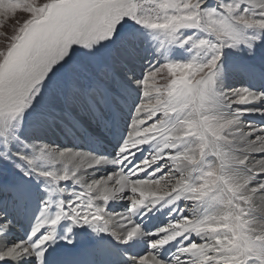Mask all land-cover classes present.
Instances as JSON below:
<instances>
[{
	"label": "snow or ice",
	"instance_id": "snow-or-ice-1",
	"mask_svg": "<svg viewBox=\"0 0 264 264\" xmlns=\"http://www.w3.org/2000/svg\"><path fill=\"white\" fill-rule=\"evenodd\" d=\"M0 264H264V0H0Z\"/></svg>",
	"mask_w": 264,
	"mask_h": 264
},
{
	"label": "rangeland",
	"instance_id": "rangeland-1",
	"mask_svg": "<svg viewBox=\"0 0 264 264\" xmlns=\"http://www.w3.org/2000/svg\"><path fill=\"white\" fill-rule=\"evenodd\" d=\"M56 136L61 140V138L59 137L60 136L59 133H56Z\"/></svg>",
	"mask_w": 264,
	"mask_h": 264
},
{
	"label": "bare ground",
	"instance_id": "bare-ground-1",
	"mask_svg": "<svg viewBox=\"0 0 264 264\" xmlns=\"http://www.w3.org/2000/svg\"><path fill=\"white\" fill-rule=\"evenodd\" d=\"M59 135H60L59 137L61 138V137H62V134L59 133ZM61 140H62V139H61Z\"/></svg>",
	"mask_w": 264,
	"mask_h": 264
}]
</instances>
